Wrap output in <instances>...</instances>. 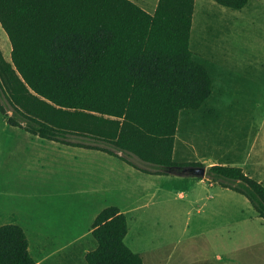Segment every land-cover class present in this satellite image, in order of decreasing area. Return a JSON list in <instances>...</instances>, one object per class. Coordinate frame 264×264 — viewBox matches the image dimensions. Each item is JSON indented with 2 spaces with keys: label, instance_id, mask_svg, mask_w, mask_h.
<instances>
[{
  "label": "trees",
  "instance_id": "1",
  "mask_svg": "<svg viewBox=\"0 0 264 264\" xmlns=\"http://www.w3.org/2000/svg\"><path fill=\"white\" fill-rule=\"evenodd\" d=\"M232 9L249 0H214ZM194 0H0L10 59L0 50V92L9 125L42 139L93 148L150 174H169L179 113L203 111L212 92L206 63L189 47ZM133 158L154 170L142 167ZM206 177L243 195L264 219V185L241 167L216 163ZM200 179V178H197ZM115 205L94 217L86 264H144L124 242ZM16 223L0 225V264H42Z\"/></svg>",
  "mask_w": 264,
  "mask_h": 264
},
{
  "label": "rangeland",
  "instance_id": "2",
  "mask_svg": "<svg viewBox=\"0 0 264 264\" xmlns=\"http://www.w3.org/2000/svg\"><path fill=\"white\" fill-rule=\"evenodd\" d=\"M132 1L148 12L157 3ZM189 47L195 58L206 63L212 92L205 110L179 113L174 161H196L206 170L216 163L239 166L264 185V0H249L240 9L214 0H194ZM0 50L9 60L11 44L1 25ZM0 99L11 114L2 92ZM66 146L72 147L9 125L0 112V225L19 224L33 257L47 255L53 248L52 238L35 234L48 232L47 216L61 215L60 209L51 206V199L60 203L70 198H53L49 191L55 186L70 191L74 179L49 174L53 170L47 169L73 150ZM176 171L155 177L119 171L127 188L140 193L131 206L128 202L125 216L134 244L129 238L127 242L140 253L144 264H226L215 258L225 247L246 248L234 254L245 261L233 264H264V253L256 252L259 248L264 251V219L249 201L209 179L204 181L206 174L194 183L200 179ZM121 201L118 197V203ZM91 212L84 214L87 224ZM63 239L73 250L66 262L86 264L84 254L95 246L90 233L80 238H55L58 242ZM250 257L255 259L248 260Z\"/></svg>",
  "mask_w": 264,
  "mask_h": 264
},
{
  "label": "crops",
  "instance_id": "3",
  "mask_svg": "<svg viewBox=\"0 0 264 264\" xmlns=\"http://www.w3.org/2000/svg\"><path fill=\"white\" fill-rule=\"evenodd\" d=\"M67 148H72L73 150L69 149L65 152V158L63 161L57 164L51 163L47 167L48 170H53V172L49 171V174L53 173L59 175V173H61L64 176H71L74 181H72L70 191H66L69 189L64 188V186H61L60 189L58 186H55L53 190L49 191L51 195H53V198L58 195H67L70 198L67 202L60 203H58L57 198L51 199V206H53L54 210L60 209L59 212L61 215L52 214L51 216H47V233L43 234L35 232L37 236L53 239L51 243L53 248L47 250L49 251V254L45 255L41 253L38 257H33L36 262L42 264H68L66 262L69 257L68 254L73 251L72 248H70L71 244L65 245V239L58 242L55 238H80L89 233L91 235L94 217L102 208L109 205H115L120 211L126 214V210L131 206L130 204L133 203V199L138 198L140 193L135 192L132 187H130V189L127 188L126 180L124 178H122V180L119 179V171L130 174L138 173L139 175L142 174L150 177L161 175L142 172L117 156L98 149L78 146ZM57 177L59 178V176ZM207 179V177L204 178V181ZM202 180L203 178H200V180H196L194 183ZM191 185H193V183ZM208 185L211 186L212 184L208 183ZM221 188L227 189L223 187ZM118 197L123 202L121 201L118 203ZM222 199L225 200V198ZM128 202H130L129 206ZM192 203L193 202H191V204ZM57 206L58 208L56 209ZM87 210H92L88 224L84 222V214L87 213ZM47 213H49V209ZM129 235L128 227L124 242L130 249H132L131 245L127 242V239L129 238L130 242H132L131 244H134L132 237H129ZM223 249L224 250L221 253L222 256L221 254H217L215 256L216 259H224L227 261L226 264L238 263L240 260L245 261V258L234 256L235 253H239L241 250L244 252L246 249L245 247H225ZM260 249L263 248H259L256 252L263 254L264 251ZM224 254L230 255L223 256ZM261 254H258L259 258H262ZM146 256V260H148L149 257L148 255ZM253 259H255V257L248 258V260Z\"/></svg>",
  "mask_w": 264,
  "mask_h": 264
},
{
  "label": "water",
  "instance_id": "4",
  "mask_svg": "<svg viewBox=\"0 0 264 264\" xmlns=\"http://www.w3.org/2000/svg\"><path fill=\"white\" fill-rule=\"evenodd\" d=\"M177 170V174L196 177V178H204L206 174V167L204 165H183V166H173L169 168V172L173 173Z\"/></svg>",
  "mask_w": 264,
  "mask_h": 264
}]
</instances>
